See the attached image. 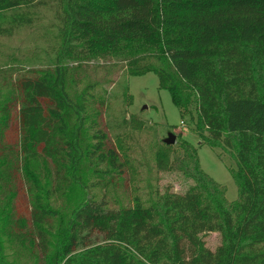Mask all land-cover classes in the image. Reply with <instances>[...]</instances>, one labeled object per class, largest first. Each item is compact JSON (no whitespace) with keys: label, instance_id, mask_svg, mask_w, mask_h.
I'll use <instances>...</instances> for the list:
<instances>
[{"label":"trees","instance_id":"trees-1","mask_svg":"<svg viewBox=\"0 0 264 264\" xmlns=\"http://www.w3.org/2000/svg\"><path fill=\"white\" fill-rule=\"evenodd\" d=\"M39 6L56 21L54 70L28 69L9 94L0 92V188L9 202L0 223L10 217L0 231L28 241L30 264H264V0H0V11ZM221 29L232 37L217 40L190 71L187 54ZM139 41L152 51L124 59L115 98L129 106L127 77L153 71L198 144L234 161L236 199L201 169L195 145L179 134L166 145L154 131L155 172H177L192 184L183 192L132 185L116 209L91 194L94 184L79 173L87 164L105 162L113 184L126 175L128 186L137 164L121 134L106 146L92 130L107 111L109 81H89L81 62ZM235 109H250L245 123L233 118ZM129 120L145 128L134 115ZM26 182L47 197L50 184L53 195L79 187L81 199L55 226V209L29 205ZM211 232L220 236L214 249L203 240ZM16 262L15 247L0 241V264Z\"/></svg>","mask_w":264,"mask_h":264},{"label":"rangeland","instance_id":"rangeland-1","mask_svg":"<svg viewBox=\"0 0 264 264\" xmlns=\"http://www.w3.org/2000/svg\"><path fill=\"white\" fill-rule=\"evenodd\" d=\"M55 33L54 13L48 7H21L0 11V92L9 94L11 82L26 76L28 69L54 70L53 60L57 43ZM231 37L232 32L222 29L209 35L206 41L187 54L190 71H194L210 56L217 40H227ZM149 51H152V48L144 42H123L116 50L92 56L89 60L81 62V65L89 68L88 71L92 72L88 73L89 81L97 80L101 84H104V78L109 81L108 85L103 86L107 96V111L105 115L102 116L101 113L96 117L98 124L94 125L92 130L99 129V133L105 135L102 141L106 146L112 145L116 135L121 134V138L128 145L133 146L134 152L132 153L130 150L129 155L131 161L137 164L135 167L137 176H131L129 186L126 175L123 176L125 183L122 180L118 185H114L110 173L106 175L107 165L105 162L98 166L87 164L79 173L85 179L89 177V182L94 184L91 194L98 201L104 200L106 208L116 209L117 205L128 203L132 194V185H137L140 189L139 192L144 191L148 183L153 186L154 183L160 187L168 186L177 192H183L191 185L192 180L183 177L180 173L155 172L154 148L151 146L152 131H154L157 139L163 140L167 133L171 132L176 137L179 134L181 138L195 145L201 169L214 181L225 187V196L228 200L236 199L237 187L229 171V168H235L234 161L221 148L198 144V136L189 127V117H185V122L181 123L182 118L171 100L169 91L159 86L158 78L153 71L127 77L128 92L131 96L129 106H124L115 98L114 82L119 77L123 79L124 59ZM69 63L76 65L72 61ZM85 83L87 82H83L77 89H81ZM21 102H18V105ZM249 113L250 109H235L232 116L236 121L245 123ZM130 115H134L136 120H140L145 128L142 130L133 128L129 124ZM101 117L103 118L101 119ZM147 134L149 135L147 136ZM129 136L132 139H129ZM177 141L178 138H176V143ZM105 150L106 148L103 149V151ZM143 158L144 162H142ZM147 167L152 170L149 174ZM94 168L98 170L93 172ZM25 186L31 207L48 204L57 211L58 217L54 220L55 226L59 224L60 217L81 199V190L75 186H68L53 195L50 191V184L48 186L50 197H47L41 188L32 183L26 182ZM1 195H3L2 188H0V220L2 213H5V206L9 203L8 196L1 197ZM9 220L10 217H5L0 226L2 224L9 225ZM11 233V231H0V241L10 248L15 247L16 264H30L32 259L28 255L30 254L28 241ZM91 237L93 238V236ZM203 240L207 247L214 249L220 242V236L217 232L206 233ZM5 250L7 255L11 252L9 248Z\"/></svg>","mask_w":264,"mask_h":264},{"label":"water","instance_id":"water-1","mask_svg":"<svg viewBox=\"0 0 264 264\" xmlns=\"http://www.w3.org/2000/svg\"><path fill=\"white\" fill-rule=\"evenodd\" d=\"M176 135L174 133L168 132L166 137L163 139V142L166 145H174L176 143Z\"/></svg>","mask_w":264,"mask_h":264}]
</instances>
